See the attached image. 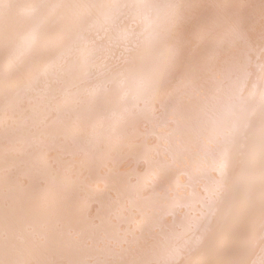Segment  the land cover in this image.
<instances>
[{
  "label": "bare ground",
  "instance_id": "obj_1",
  "mask_svg": "<svg viewBox=\"0 0 264 264\" xmlns=\"http://www.w3.org/2000/svg\"><path fill=\"white\" fill-rule=\"evenodd\" d=\"M0 264H264V0H0Z\"/></svg>",
  "mask_w": 264,
  "mask_h": 264
}]
</instances>
